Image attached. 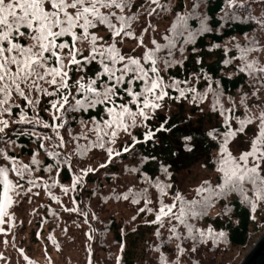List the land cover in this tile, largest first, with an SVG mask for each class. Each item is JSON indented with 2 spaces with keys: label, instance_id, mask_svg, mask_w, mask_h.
I'll list each match as a JSON object with an SVG mask.
<instances>
[{
  "label": "trees",
  "instance_id": "16d2710c",
  "mask_svg": "<svg viewBox=\"0 0 264 264\" xmlns=\"http://www.w3.org/2000/svg\"><path fill=\"white\" fill-rule=\"evenodd\" d=\"M160 2L169 5V10L162 12L160 17L153 15L150 18L145 10L150 5V0H133L135 7L130 10L129 14L139 13L137 18L131 22L133 31L139 35L142 28L148 26L146 22L139 25L145 18L148 19V23L149 21L152 25L157 23L158 26L155 28L159 34L150 31L144 35L145 43H147L146 38L150 40L155 38L158 42L164 43L162 34H169L165 33L164 29L170 27L168 22L175 18L176 11H179L181 15L185 12L194 13L188 20L192 32L191 39L185 43L183 38H177V47L173 50L174 60L180 61V63H174L168 67L163 63L159 65L160 75L166 83L170 78H175L180 82L187 80V86H194L198 92L203 93L209 82L214 90H217V82H219L218 91L222 94L220 102L224 107L230 105V103L225 104L222 101V99L225 101L224 98L240 94H246L248 97L255 96L256 90L264 91V76H262L264 74L259 76L258 73L240 72L238 69L242 62L238 58L234 59L241 55L235 47L237 44L240 45V48L247 46L264 49V28L258 24V21H264V11H262L264 10V0H232L231 4H229V0H160ZM193 2L197 5L195 9L192 8ZM202 18L210 29L209 31H200ZM253 38L256 41L255 44L251 43ZM62 39L71 41L70 37ZM238 39H242V41L239 42ZM129 43L136 44L132 39L127 42V44ZM181 45L183 46L182 52L180 51ZM213 45L216 47H212ZM77 46L79 47V44ZM82 55L87 56L88 53L82 50ZM247 56L249 60H256L258 65L260 64L259 66L264 65V50L251 51L247 53ZM226 60L228 63H225ZM98 70L99 65L92 62L86 68V72L81 74L85 75V80H87L89 77L94 78ZM81 74H78L74 68L70 72V90L77 98H80L82 94H77L73 85L78 75ZM205 76L209 79L206 80ZM254 78L258 79L257 82ZM41 86L47 88L48 91H53L49 85L43 82H41ZM179 87L184 88L186 85L180 83ZM25 92L33 103L29 104L27 100L13 93L8 101L11 115L0 111V118L9 121L8 128L0 133V167L11 169V162L4 159L5 155L14 157L18 165H28V169L23 170L22 177L9 171V179L14 185H17L10 195L13 203L16 198H20L19 205H17L20 207L23 201L28 204L32 202V198H38L33 205V210L28 213L32 224L31 240L38 243L42 258L48 259V264H57L55 256H59L64 251H69L66 252L65 259H67L76 250L81 258L76 260L79 261L77 263L70 259V263L89 264L90 262V264H95L97 257L102 255L101 252L108 249L105 240L107 236L112 238L115 253L112 257H106L108 258L106 264H118L117 257H119V264H160L161 253L164 254L167 264H175L177 260L179 264H194V262L195 264H207L210 259L213 260L218 256L220 250L224 249L223 247L233 251L235 248L245 246L249 233L255 227L256 218L259 221L258 224L264 223V200L258 201L256 211L252 212L250 203L245 201L238 192L233 191L219 198L212 196L211 206L206 208L207 214L198 216L194 221L201 220L200 222H203L200 229H207L211 226L216 231L222 230L225 233V238L214 244L211 239L201 243L197 237L196 243L188 248L191 251L193 246L196 247L194 255L190 253L181 258L182 252H179L176 257H167V252L170 251L168 250L170 241L166 238L167 235L169 239L175 238L178 245L182 247L183 239L188 238L185 227L170 217H163L160 222L152 223L155 220L156 211H139V209L145 208V194L135 197L139 201L137 204L131 202L132 195L128 200H125L123 194L129 188L140 192L136 187L143 184L142 186L147 187L154 194L153 200L157 195L158 203L163 200L165 204H171L172 199L165 201L156 187L145 183L143 177L147 176L153 182L159 179L162 183H170L173 188L174 173L188 169L200 160H209V157L212 156L213 148L209 146L208 138L202 136L199 131H195L193 134L196 139L192 142L194 150L191 153L186 152L183 135L188 132V128L185 124H181L180 112H172L168 126L171 128V125L174 124L176 127L171 132L158 133L159 143L148 142L136 145L134 150L114 157L106 167L100 168L99 164L106 161L107 153L105 149L91 145L97 141L93 118L100 124L107 119L104 105H97L95 108L87 110H72L66 105L65 109L56 112L51 107V103L58 99L56 95L46 96L35 91L28 92L27 89ZM168 92L169 96L178 95L172 88H169ZM121 94L123 95V93ZM207 96L209 99L205 105L210 106L213 102V95L208 92ZM125 102L127 101L125 100ZM70 103L74 104L71 98ZM261 103L264 106V99L259 101V104ZM234 106V110L240 111L237 108L240 105L235 104ZM21 111L25 114L23 122H20ZM228 114L231 115V113ZM234 114L235 111L232 115ZM53 115L57 117L55 121ZM167 117L168 113L158 111L157 119L148 122V126L155 127L159 122H162L161 118ZM12 121L17 122L12 123ZM45 124H48L49 127H45ZM215 127L220 128L221 124L218 123ZM143 130L139 126V122L136 128L130 129L137 139H142ZM61 137L63 138V147L59 146ZM107 139L105 137L106 147H113L116 151H120L122 147L131 143V137L126 136L122 131L118 134L115 144H107ZM41 144L44 147H41ZM50 153H55V155H50ZM93 155L96 158L90 160L89 157ZM33 157H35L36 163L32 162ZM141 157H148V159L141 163ZM151 157H155V159L153 160ZM162 164L165 167L171 166V177L161 171L160 165ZM122 166L124 169H138V171L132 172L134 176L131 179V186L125 181L126 178L118 179L117 175L122 174L123 177ZM208 166L210 167L211 164L208 163ZM88 167L95 170L84 175L81 169ZM74 175L81 177L75 187L72 186ZM218 183H220L219 176L213 186ZM244 187L247 189L245 195L249 199H253V188L246 185ZM2 188L3 185L0 184V191ZM170 190L173 191V189H168L167 194ZM180 193L186 200H199L201 197L210 195L201 193L197 196L195 191L188 196L183 192ZM147 199L150 200L149 196ZM13 203L7 209L8 215L4 217V222H0V228L3 229L0 232V237L6 239L2 240L0 245L3 250L14 248L16 254L21 253L26 257L25 255L28 253L27 257L33 258L35 255L17 237L20 227L16 218L19 212L14 209ZM150 204L147 207L151 208ZM214 205H221L222 208L219 210L220 212L210 215L211 207ZM225 205L228 206L227 212L224 211ZM94 206H96V210ZM178 207L179 202H177V209L174 211H177ZM200 208H202L201 205L196 206V210H200ZM70 209H75V211H70ZM134 216L135 220L132 219ZM253 216L255 219L252 218ZM63 217H67L70 224L66 223ZM122 218L127 220L124 222ZM171 221L177 225L178 235H173L170 230L168 233L162 231V225ZM75 223L76 227L72 228ZM157 231L160 235H156ZM100 233L104 235V238L97 243L96 237ZM10 236L12 237L9 238ZM50 236L52 239H49ZM188 243L189 241H187ZM204 246L211 251V255L207 259L202 254ZM111 248L113 249V247ZM151 250L157 253L158 257L151 256ZM10 260L11 258H7L1 264H11ZM219 260L223 264L225 263L224 260ZM29 261L35 264L33 259ZM24 264L26 263L24 262Z\"/></svg>",
  "mask_w": 264,
  "mask_h": 264
},
{
  "label": "snow or ice",
  "instance_id": "6c2138e0",
  "mask_svg": "<svg viewBox=\"0 0 264 264\" xmlns=\"http://www.w3.org/2000/svg\"><path fill=\"white\" fill-rule=\"evenodd\" d=\"M231 2L232 0H229V4ZM133 7H135L133 0H0V111L11 115L8 101L13 93L27 100L29 104L33 103L26 95L25 89L28 92L35 91L46 96L56 95L58 99L51 103L52 109L56 112L65 109L66 105L72 110H87L97 105H104L107 119L100 124L93 118L97 141L91 145L105 149L107 159L99 164L100 168H104L113 161L114 157L134 150L136 145L148 142L159 143L158 133L171 132L176 127L174 124L171 128L168 126L171 111L168 117L161 118L162 122L155 127H149L148 122L157 119V113L163 110L166 100L176 102L178 105L180 101L188 100L190 104L196 105L198 110L180 109V122L188 128V132L183 135L184 149L189 153L194 150L192 142L196 139L193 134L195 131L207 137L209 146L213 148L214 172L218 174L220 183L213 186L211 181L202 180L201 184L194 189L195 194L199 196L201 193H209L210 195L201 197L199 200H186L179 191H176L171 204L160 201L159 210L152 223L160 222L163 217H170L185 227L188 238L195 241L199 237L201 243L211 239L215 244L225 238V233L222 230L216 231L211 226L203 230L194 228L188 222V217L196 218L203 215V209L211 206L212 196L219 198L233 191L238 192L245 201L250 203L252 212L256 211L257 202L264 200V110L252 113L246 109L243 118L228 114L234 112L235 106L225 108L221 104L222 94L218 91L219 82H217V90H214L209 82L203 93L198 92L194 86H187V80L180 82L170 78L166 83L160 75L159 65L163 63L168 67L174 63H180L172 58L173 50L177 47V38H183L185 43L191 39L192 32L188 20L194 13L185 12L181 15L179 11H176L175 18L168 22L170 27L164 29V32L170 35L162 34L164 43L158 42L155 38L145 43L144 35L149 29L154 33H157V29L149 21L148 26L143 27L137 35L131 27V22L139 13L129 14ZM169 7L162 4L160 0H150V5L145 10L149 17L153 15L160 17V14L167 12ZM196 7V3L193 2L192 8ZM258 24L264 28V21H258ZM101 27L105 30L104 35H97ZM209 30L202 18L200 31ZM105 36L109 39H105ZM64 37H70L71 41L63 40ZM125 39L136 42V47L131 49V54H124L123 49L118 46ZM84 41H87L89 45L87 56H83L81 48L77 46ZM251 43H256L254 38ZM235 47L241 53L239 57H234L242 62L238 69L240 72L264 74V65L258 66L256 60H249L247 56V53L251 51L264 49L247 46L240 48L238 44ZM180 51H183L182 45ZM92 62L99 65V70L96 71L94 78L89 77L85 80V75L81 73H85ZM225 63L228 61L226 60ZM73 68L81 74L73 85L76 93L82 94L80 98L74 96L70 90V72ZM103 77L106 79L102 80ZM204 78L209 79L207 76ZM41 82L49 85L53 91L42 87ZM180 83L185 84L186 87H179ZM169 88L174 89L178 95L169 96ZM208 92L213 95L210 106L204 105ZM189 96H191L190 100ZM70 98L74 104L70 103ZM241 104H244L243 97ZM217 112L222 118L217 123L222 124L223 130L208 123L209 120L214 119L211 114ZM24 117L25 114L21 111L20 122L24 121ZM56 119L57 117L53 115V120ZM233 120L235 126L231 122ZM16 122L12 121V123ZM138 122L144 129L142 139H137L130 131L138 126ZM8 126L9 121L0 118V133H3ZM44 126L49 127L48 124ZM249 127L252 128L251 133L248 132ZM121 131L131 137V143L122 147L120 151H116L113 147H106L105 137L108 138L107 144H115ZM241 136L244 137L243 142L248 144L249 148L239 151L236 155L233 152V145L239 148L237 141ZM40 146L44 147L43 144ZM59 146L63 147L62 137ZM4 159L9 160L12 166L11 169L0 167V184L3 185L0 191V222H4V217L8 215L7 209L13 203L10 193L17 186L9 179V171L22 177L23 170L28 169L26 164L18 165L14 157L5 155ZM147 159L148 157H141V163ZM151 159L154 160L155 157ZM32 162H37L35 157ZM205 164L200 167H204ZM170 167V165L168 167L160 165L161 171L168 177L172 175ZM94 170L88 167L81 169V172L87 175ZM125 170L138 171L136 168ZM80 179L79 175H74L72 186L75 187ZM143 179L145 183L156 187L161 197L166 196L167 190L172 188L170 183H162L159 179L155 182L149 180L147 176ZM246 183L252 185L253 199L245 195ZM146 193L147 188L143 189L142 193H133V190L129 188L123 194V199L128 200L132 195L131 202L137 204L139 201L135 197ZM177 202L179 207L177 211H174L177 209ZM150 203L151 201L145 198V208L139 211L152 212L153 209L147 207ZM197 205L202 206L201 211L196 210ZM227 207L225 205V212ZM252 218L255 219L254 216ZM132 219L135 220V216ZM176 229L177 225H173L169 230L173 235H178ZM2 231L3 229L0 228V232ZM156 235H160L159 231ZM49 239L52 237L50 236ZM176 247L179 252H184V248L180 245ZM196 250L195 246L191 249L192 252ZM25 259L28 258L25 257ZM117 261L119 264V257ZM29 264L32 262L29 261ZM160 264H167L163 253L160 255ZM175 264H179V261H175Z\"/></svg>",
  "mask_w": 264,
  "mask_h": 264
},
{
  "label": "rangeland",
  "instance_id": "374dc122",
  "mask_svg": "<svg viewBox=\"0 0 264 264\" xmlns=\"http://www.w3.org/2000/svg\"><path fill=\"white\" fill-rule=\"evenodd\" d=\"M262 11H264V10H262ZM147 20H148L147 18L143 19L139 23V25H142L144 22H146L148 24ZM156 24H154L153 26L158 28V26ZM150 31H152V30L149 29L148 32H150ZM104 32H105V30L101 27L97 31V35H104ZM105 39H109V37L105 36ZM129 40L130 39H125V41L122 44L118 45L119 47H121L123 49V52L126 55L127 54H131V49L136 47V44H130V43L127 44V42ZM146 40H147V43L150 41V39H147V38H146ZM238 40H239V42L242 41V39H238ZM230 44L233 45V43H230ZM79 47L81 48V50H83L84 52L88 53L89 45H88L87 41H84L81 44H79ZM172 58L174 59V55L172 56ZM161 68L163 69V67H161ZM260 75L261 74H259V76ZM262 76H264V75H262ZM254 80H255V82H257L258 79L254 78ZM256 93L257 94L255 96H249V97L246 94H240V95H237V96H233V97H231V99H229L230 97H227V98H224L225 101L223 99H222V101L225 102V104L230 103V105L226 106L225 108H231L235 104L237 106L240 105L237 108H239V110L241 112L237 111V110H234L235 111L234 116L243 118L244 115H245L246 109L249 110L252 113H258L260 110H264V106H262L263 104L262 103L259 104V101L261 99L262 100L264 99V91L256 90ZM242 97L244 99V104H241V98ZM190 99H191V97L189 98V100ZM208 99H209V97L207 96L205 101H204V105L206 104V101H208ZM245 105H246V107H245ZM183 108H192L193 110H198L196 105L190 104L188 100H182V101L179 102V105L176 102L166 101L165 105H164V108H163V110L161 112L169 114V111H171V113L172 112H180V109H183ZM211 115L214 117V119L209 120L208 123L211 126L215 127L218 124L217 121L218 120H222V118L219 116L218 112L217 113H213ZM231 115H232V113H231ZM231 122L235 126V121L233 120ZM220 129L223 130L222 124H221ZM248 132L249 133L252 132V128L251 127H249ZM243 141H244V137L241 136L239 141H237V144L239 145L238 149H237L236 145H233L234 154L238 155L239 151L249 148V145L244 143ZM89 158H90V160H93V159L96 158V156L93 155V156H90ZM205 162H207V163L205 164ZM208 163L211 164L210 167L208 166ZM202 164H205V166L204 167H200V165H202ZM122 168H123V177H122V174L117 175L118 179L122 180L123 178H126L125 181L129 184V186H131V184H132L131 183V179L133 178L134 174L132 172H130V171H126L124 169V166H122ZM214 169H215V161L213 160V154H212V156L209 157V160L208 159L200 160V161L196 162L195 164H193L190 168L184 169V170H181V171H178V172L174 173L173 174L174 179H175V181L173 182V186L174 187L171 188V189H173V191L170 190L168 192V194L166 196H164V200L168 201V200L172 199L177 190H179L180 192H183L187 196L190 195L191 193H194V189L201 184L202 180L207 179V180L211 181L212 184L215 183L218 174H215ZM142 185L136 187V189L140 190V192L133 191V193H142L143 189L147 188V187H144ZM245 185L250 187V188H252V185L250 183H247ZM175 188H176V190H174ZM151 189H153V188H151ZM145 196H146V198L149 196L150 201H151V204H150L151 208L153 209V212L154 211L157 212L159 210V207H160V205H158L160 203V202L158 203L159 197L156 195L155 196L156 199L153 200L152 197H154V194L151 193L150 190H148V189H147V193L145 194ZM34 198H32V202H29L28 204H27V202L24 203V201H23V204L20 207V206H17V205H19L18 203L20 202V198L18 197V198H16V201L13 203V207H14V209L17 212H19L18 213V217L16 218V219H18V223H19V227H20V229L17 232V237H18V239L20 238L22 240V242H23L22 244L27 246V249L33 255H35L36 257L31 255V256H33V258H29V257H27V256H29L28 253H27L25 256L28 259L25 260V257L21 253H19V254L15 253L16 249L8 248L7 250H3L1 245H0V264L2 263V261L6 260L7 258H11V260H10V262H12L11 264H24V262L26 264H28V261L31 260V259L34 260L35 264H41L43 262L45 264L49 263L48 259L42 258L41 250H39L38 243L33 242L31 240L32 224H31V219L28 218V215H29L28 213L33 210V207H34L33 205L35 204V201L38 199L37 197H34ZM33 200H34V202H33ZM152 200H153V203H152ZM98 201H99V199H98ZM258 206H260V205H258ZM221 208H222L221 205H214L213 207H211L210 215L220 212L219 210H221ZM94 209L96 210V206H94ZM201 209L202 208H200V210L199 209L198 210L201 211ZM203 211H204L203 215H206L207 214V210L204 209ZM63 218H64V221L66 223L70 224L69 223V219L67 217H63ZM197 218L198 217L191 218L189 216V218H188L189 223L192 224L194 226V228H201L203 226V224H202L203 222H200L201 220L194 221ZM258 218H260V216H258ZM122 219L124 220V222L127 220V219H124V218H122ZM258 222L259 221L256 218L255 221H254V223H255L254 226L255 227H254V229H252L253 231L251 233H249V237H248V240H247L245 246H240L238 248H235V249H233V251L227 249L226 247H223L224 249L220 250L218 256L215 259H213V260L210 259V261L208 263L206 261V263L207 264H223L219 260V259H222L225 262L224 264H241V262H242L243 258L245 257V255L255 245V243L258 241V239L264 233V223L258 224ZM263 222H264V220H263ZM174 224H175V222L171 221L168 224L162 225V231L165 232V233H168L169 232V227L173 226ZM75 227H76V223L72 226V228H75ZM101 231H102V229H101ZM11 237L12 236H10L9 238H11ZM103 238H104V235L100 233L98 235V237H96L97 243L101 242V240ZM166 238H168V240L170 241L168 243V246L170 248L168 250H170V251L167 252L168 253L167 257H174V256L176 257V256H178L179 251H178V249L176 247L178 245L177 240L175 238L174 239H169L168 235H167ZM111 239H112L111 236H107V238L105 239L106 240V244L108 245V246L106 245V247L108 249L103 251V252H101L102 255L97 257V260H96L95 264H106L107 263L106 260H108L109 257H112L113 254L115 253V247L113 245L114 243H112ZM177 239L179 240V238H177ZM2 240H6V239H4L3 237H0V244H2ZM187 241H189L188 244H187ZM195 243L196 242L193 239L184 238L183 241H182V248H184V252H182L180 254V257L182 258V257H184V256H186V255H188L190 253L194 255V252L190 251L188 248H190V245L195 244ZM41 245L42 244L40 243V246ZM111 247H113V249ZM202 249H203V251L201 250L202 254H203V256H206V259H207L211 255V251L208 250L206 246L202 247ZM61 252H63V251H61ZM66 252H69V251H64L59 256H55V260H56L57 264H72V263L69 262L70 259L72 261H75L76 263L79 262V261H76L77 259L81 258L80 255L78 254V250L74 251L72 253V256H69L67 259H65L66 256H67ZM82 252L84 253V251H82ZM1 253H2V255H1ZM150 255L158 257L157 253L153 252V250H151V254ZM106 257H108V258H106ZM185 259L188 260V258H185Z\"/></svg>",
  "mask_w": 264,
  "mask_h": 264
},
{
  "label": "water",
  "instance_id": "95a60500",
  "mask_svg": "<svg viewBox=\"0 0 264 264\" xmlns=\"http://www.w3.org/2000/svg\"><path fill=\"white\" fill-rule=\"evenodd\" d=\"M241 264H264V233L245 255Z\"/></svg>",
  "mask_w": 264,
  "mask_h": 264
}]
</instances>
